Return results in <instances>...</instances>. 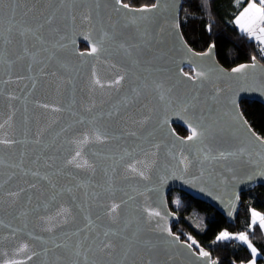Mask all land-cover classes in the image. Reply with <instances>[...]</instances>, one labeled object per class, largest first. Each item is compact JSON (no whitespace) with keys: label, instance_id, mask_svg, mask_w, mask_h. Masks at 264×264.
Returning <instances> with one entry per match:
<instances>
[{"label":"water","instance_id":"obj_1","mask_svg":"<svg viewBox=\"0 0 264 264\" xmlns=\"http://www.w3.org/2000/svg\"><path fill=\"white\" fill-rule=\"evenodd\" d=\"M153 1L139 6L123 3L141 8L151 7L157 2ZM184 1L160 0L154 11L128 14L125 9L114 11L118 7L114 0H99V7L96 0H75L73 22L68 5L61 7L58 0H20L19 6L5 0L0 31L7 36L6 29L13 23L14 39L4 46L0 59V139L17 143L0 145V264L9 260L70 264L67 250L56 249L53 241L74 243L78 237L72 234L85 228V216L93 221L85 229L91 236L99 233L102 239L106 230L118 233L111 237L120 245L112 264L122 259L128 247L121 237L131 238L133 233L132 251L123 264L148 260L152 264H221L207 248L174 231L180 216L170 206L169 193L181 190L208 202L232 223L242 205L241 194L264 185V145L257 137L264 138L241 108L243 99L264 104V62L256 58L257 67L234 73L232 69L251 65L253 60L226 67L218 60L215 45L210 55H194L208 52L211 46L198 51L186 39L181 27ZM86 11L91 12L87 22L81 15ZM52 13L53 23L38 28ZM133 16L137 24H128ZM20 26L38 31L20 37L15 34ZM103 32L115 38L105 39L99 59L81 57L79 53L91 47L85 36L96 40ZM25 46L34 59L24 55ZM181 69L192 79L183 76ZM93 70L105 87L93 85ZM198 72L205 76L197 77ZM120 75H125L121 84L108 87ZM9 78L11 82L5 83ZM44 104L49 107H41ZM53 107L61 111H52ZM190 124L198 132L206 130L204 136L188 140ZM175 125L188 133L182 135ZM97 131L108 140L89 143L82 152L95 171L65 166L77 150L71 141L85 134L91 138ZM37 136L39 144L34 143ZM220 152L236 155L213 159ZM21 161L29 174L13 167ZM29 170L48 176L56 188ZM140 171L143 177L137 174ZM69 187L71 194L63 191ZM21 188L25 191L13 203L7 194ZM113 203L120 205L113 214L115 223L105 215ZM61 207L72 213L67 224L61 225L63 217L56 215ZM157 212L159 216L154 215ZM46 227L53 231H44ZM25 244L28 250L21 251ZM44 249H49L46 255ZM200 249L210 255L201 257ZM33 251L40 255L28 260ZM58 256L64 259L57 260Z\"/></svg>","mask_w":264,"mask_h":264},{"label":"trees","instance_id":"obj_2","mask_svg":"<svg viewBox=\"0 0 264 264\" xmlns=\"http://www.w3.org/2000/svg\"><path fill=\"white\" fill-rule=\"evenodd\" d=\"M124 1L139 6L141 0ZM247 4L248 0H240L239 5L236 0H185L181 11V27L186 39L198 51L215 45L218 60L229 68L251 61L253 56L264 62V51H261L260 44L242 33L235 23L236 16ZM241 108L255 131L264 138V104L243 99ZM175 127L182 135L188 133L181 125ZM174 191V196L172 192L169 193V202L180 216V222L173 224L175 232L207 248L221 264H242L252 259L251 250L242 241L216 240L223 230L245 232L261 254L257 262L264 263V229L259 228V222L249 227L253 211L264 213V185L241 194L242 205L236 221L232 223L210 203L184 191Z\"/></svg>","mask_w":264,"mask_h":264},{"label":"snow or ice","instance_id":"obj_3","mask_svg":"<svg viewBox=\"0 0 264 264\" xmlns=\"http://www.w3.org/2000/svg\"><path fill=\"white\" fill-rule=\"evenodd\" d=\"M38 2V0H37ZM237 5H239L240 0H236ZM4 3L5 0H0V12L3 11L4 8ZM9 3L11 5H16L19 6L20 0H9ZM114 3L116 6L118 7H114V11L119 12L120 9H125L127 10V13H147V12H151L154 11L155 9H157L158 7H160V0H157L156 3L152 4L151 7L148 6H144L141 8H132L129 4L127 3H123V0H114ZM58 4L59 6L63 7L65 5H68L69 10H70V19L75 22L76 20V15H75V0H58ZM96 4L97 7H99V0H96ZM12 11H14L15 9H11ZM32 8H29L28 11H32ZM25 15H27V12H25ZM41 15H44V13H41ZM82 15V19L83 21L87 22L91 20V12L90 11H86L84 13L81 14ZM55 18V13H52L50 15H48L45 20L44 23L40 24L38 26V28H43L45 24L51 25L53 23V20ZM14 19V18H13ZM137 17L133 16L131 19L128 20V24H132L135 25L137 24ZM139 19H147V17H139ZM235 23L239 26L240 31L242 33H245L246 35L249 36V38H255L257 41H259L260 44L264 45V0H259V4H257L255 2V0H248V4L246 7H244L242 9V11H240V13L236 16L235 18ZM127 26V25H125ZM177 29L179 28V24L176 23L174 25ZM8 35L5 36L4 35V31H0V59H3V54H4V46L11 44L13 42L14 36H13V32H14V24L10 23L9 27L6 29ZM36 31H38V29H33L31 27L28 26H20L18 28L15 29V34L19 35L20 37H26L29 34L31 35H35ZM106 38H112L114 39L115 37H110V34L108 32H103L102 35L100 36L99 39L96 40H91L90 36H85L86 40H89L91 43V47L90 50L87 52H80L79 55L81 57L84 56H96L97 59H99V53H101L104 50V41ZM37 39H39V37L37 36ZM73 45L75 44V40L72 41ZM61 47H66V45H61ZM121 48H125V44L121 43L120 44ZM212 47L211 46L208 49V52L205 53H196L194 55H202V56H207L211 54L212 51ZM189 51H191L189 49ZM261 51H264V48L261 49ZM23 53L25 56H28L30 59H34V55L32 53H30L29 49L27 46L24 47L23 49ZM130 54V53H129ZM253 63L251 65H241L238 68H234L232 69V71L234 73H239L244 71L246 68L248 67H252L255 68L257 67V64L255 63L256 61V57L253 56L252 57ZM6 63L11 64V61H4ZM28 69L29 71L32 70V64L28 65ZM41 71H43V69H41ZM181 74L185 77H188L189 79H192V77H190L188 75V73L183 72V70H180ZM53 75H55V73H52ZM92 76H93V85L94 86H99L100 88L105 87V85L101 82V80L99 78L96 77V72L95 70H93L92 72ZM205 73L204 72H198L197 73V77H204ZM125 79V75H120L118 78H116L111 84L108 85V87H113V86H119L121 84V82ZM11 82V78H9V80L5 81V83H9ZM34 86V85H33ZM144 87L147 88L148 85L144 84ZM155 87L157 89H159L161 87L160 84H155ZM133 91H136V89H133ZM137 95H139V93H137ZM165 97L163 94L160 95V99L163 100ZM41 107L44 108H48L49 105L44 104L41 105ZM92 107H95V105L93 104ZM88 111H91V107L87 109ZM187 110V109H185ZM52 111H61L60 108L58 107H53ZM109 115H112V113H109ZM11 119V117H9V120ZM83 122V121H81ZM3 125H0V128H2ZM190 129H191V135L187 137L188 140H195L198 139L200 137H203L205 134L206 130H201V131H197L196 127H193L191 124L189 125ZM130 135L135 136V132L130 133ZM257 139L260 140L261 145H264V139H261L259 137H257ZM108 140V137L106 135H102L100 134L98 131L96 133H94V135L90 138L89 135L85 134L83 136V139L81 140H72L71 143L77 145V150L75 151V154L68 159L65 162V166H72L75 167L77 169H89L92 172L95 171V166L93 164H89L87 162V160H83L82 158V152L84 150V147L87 146L89 143L92 142H98V143H104ZM15 143H17V141L12 140V139H0V145H6L8 147H11L12 145H14ZM34 143L39 144L40 143V139L39 136H37V139L34 141ZM155 147H159L158 145H156ZM244 152V149H240V153L242 154ZM236 155V153H224V152H220L218 157H213V159L216 158H220V159H227L229 156H234ZM39 159V157L37 158ZM205 159H208V156H205ZM0 164H3V161H0ZM23 164V161H21V164L19 165H13V167H20L21 171H24V169L21 167ZM49 167H51V165H49ZM132 171L136 172V168L135 166H130ZM31 175L33 177H40V179L46 180L49 183V186L53 189L56 188V185L54 183L51 182V180L49 179L48 176H41L39 171H31ZM24 174L27 175L29 174L28 171H24ZM138 175H140L141 177L144 176V172L140 171L137 172ZM261 175H264V173H261ZM0 187H3V185H0ZM30 187L35 188L36 184H31ZM77 187H81L80 185H78ZM25 191V189L21 188L18 192H9L7 195L11 198H13V203H15V198H18L20 193ZM63 191H67L69 194L72 193V188H66ZM60 193L58 192L57 195H59ZM53 199H55V196L52 197ZM120 205L113 203L110 208L105 212V215H107L109 217L110 220H112L113 223L116 222V217L113 215L116 213V210L119 208ZM81 211H83V209H80ZM58 217H63L61 225L62 224H67L69 223V219L68 217H71L72 213L70 211V209L65 208V207H61L60 210L57 212L56 214ZM154 215L159 216L160 214L154 213ZM257 217H259V228L260 229H264V216H261L259 213L253 211L252 212V222L249 225V227H254L257 223ZM43 219V218H41ZM52 217H49L47 222L51 223ZM85 220L87 221V223L85 224V228L84 229H78L76 232H74L72 235L78 237V239L72 243L71 245L65 244V243H56L55 241H53V244L55 246L56 249H66L68 252V259L70 261V264H112L114 258H115V254H116V250L117 248L120 247L119 244H117L114 240L111 239L112 236H116L118 235V233H116L115 231L112 230H106L103 232V238L101 239L100 234L97 233L95 236H91L89 232L85 231V229H90L91 226L93 225V221L91 220L90 217L85 216ZM3 222L0 221V225H2ZM60 226V225H58ZM44 231L47 232H52L53 231V227H46L44 229ZM84 233L83 236H81V233ZM169 234L171 235V232L169 231ZM135 233H133V237H121L122 240H124V242L126 244H128V247L126 249H124L123 251V256L122 259L117 261L116 264H123V261L127 260L129 257L130 252L132 251V244L134 242V237H135ZM34 239L37 240H41L43 242V238L36 236L34 237ZM176 239L178 240L179 237H176ZM191 239V238H189ZM228 239H235V240H239L242 241L243 243H245L248 248L251 250V254H252V259L249 261V264H256V256H257V249L252 245V243L249 240V237L246 233L241 232L239 234L233 235L230 234L228 231H222L220 232V234L216 237L217 241H221V240H228ZM148 242H145V244H147ZM195 243V241H193V244ZM189 248L192 247L191 244L188 245ZM28 250V245L25 244L22 246L21 251H27ZM150 250V249H149ZM49 251V249H44V253L45 255L47 254V252ZM40 255V253H37L35 251H33L31 253V255H29L27 257L28 260L33 259V257ZM199 255L201 257H208L210 254L206 251H204L203 249H200L199 251ZM57 260H61L64 259V257L58 256L56 258ZM4 264H20V262L15 261V260H9V261H5ZM146 264H152L151 260H148L146 262ZM213 264H215V262H213Z\"/></svg>","mask_w":264,"mask_h":264},{"label":"crops","instance_id":"obj_4","mask_svg":"<svg viewBox=\"0 0 264 264\" xmlns=\"http://www.w3.org/2000/svg\"><path fill=\"white\" fill-rule=\"evenodd\" d=\"M255 2L257 3V4H259V0H255ZM247 6V5H246ZM245 6V7H246ZM237 25V24H236ZM238 26V25H237ZM238 28H239V26H238ZM240 29V28H239ZM253 39H255V38H253ZM256 40V39H255ZM257 41V40H256ZM258 43H259V41H257ZM260 44V43H259ZM260 46H261V48H264V45H262V44H260ZM255 212H257V213H259L261 216H264V213H260L259 211H255ZM257 222H259V217H257ZM245 233V232H244ZM236 234H239V233H233V235H236ZM235 240V239H234ZM253 245V244H252ZM254 246V245H253ZM255 247V246H254ZM256 248V247H255ZM257 249V248H256ZM260 252L258 251V249H257V256H256V264H259L258 262H257V259L260 257ZM242 264H249V261L248 262H244V263H242ZM264 264V263H263Z\"/></svg>","mask_w":264,"mask_h":264},{"label":"rangeland","instance_id":"obj_5","mask_svg":"<svg viewBox=\"0 0 264 264\" xmlns=\"http://www.w3.org/2000/svg\"><path fill=\"white\" fill-rule=\"evenodd\" d=\"M139 4L142 5V4H151V3H149V2L146 1V0H141V1L139 2ZM171 195L174 196V195H175V191H172ZM223 231H227V230H223ZM228 232H229V231H228ZM229 233H230V234H233L232 232H229Z\"/></svg>","mask_w":264,"mask_h":264},{"label":"flooded vegetation","instance_id":"obj_6","mask_svg":"<svg viewBox=\"0 0 264 264\" xmlns=\"http://www.w3.org/2000/svg\"><path fill=\"white\" fill-rule=\"evenodd\" d=\"M81 47H82V45H81ZM82 48H86V45H85V47H82Z\"/></svg>","mask_w":264,"mask_h":264}]
</instances>
